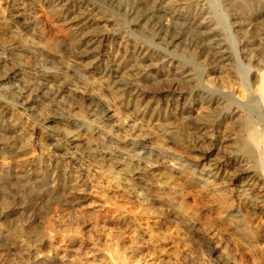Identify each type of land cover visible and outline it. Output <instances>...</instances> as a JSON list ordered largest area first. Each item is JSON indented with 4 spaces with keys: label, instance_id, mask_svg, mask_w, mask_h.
Returning <instances> with one entry per match:
<instances>
[{
    "label": "bare ground",
    "instance_id": "6f19581e",
    "mask_svg": "<svg viewBox=\"0 0 264 264\" xmlns=\"http://www.w3.org/2000/svg\"><path fill=\"white\" fill-rule=\"evenodd\" d=\"M137 1L145 14L136 17L131 25L137 35L127 30L130 28L123 23L120 14L110 9L104 0H29L32 18L23 24L24 31L14 24L21 20V14L16 12L12 21H8L4 3H0V26L11 39L0 43V239L10 234L7 226L10 206L6 200L10 189L18 195L19 190H29L38 202L56 206L66 204L69 211L73 209L79 215L89 213L81 203L93 201L97 209L92 212L115 215L112 217L114 224L125 231L133 229L136 236L130 244L141 242L146 236L150 239L152 232L148 236L125 209L107 203L112 194L106 186L110 182L103 186V174L90 167L101 171L107 167L105 170L109 174H113L110 169L118 170L123 177L115 188L122 191V195L134 199L143 208L165 202L183 227H200L194 214L184 208L185 188L196 183L213 189L219 175L214 168L205 166L198 172L191 171L173 156L170 145L181 141L180 135L186 130L193 131L198 144L217 146L230 161L240 165L241 176L245 179L240 185L244 192L257 195V207L261 205L264 213V0L221 2L233 22L230 29H237L244 45L245 82L235 70L237 65L229 68L225 64L232 61L236 64V61L233 44L225 34L229 18L214 12L221 9L220 0H214L218 3L213 6H200L198 0ZM100 10H107L104 14L109 15V20L99 17ZM184 39L200 49L204 60L210 62L211 76L208 75L205 82L201 81V71L192 67L191 58L155 43L162 41L172 47L175 43H183ZM96 73L101 79L94 77ZM54 88L57 93L54 97L67 94L72 101L99 105L101 114L91 123L66 106L48 115L45 110L53 102ZM29 130L35 131L42 147L46 140L59 152L54 164L60 167L51 174L50 186L45 185L48 179L45 169L48 168H38L39 160L34 156L36 151L32 152L34 143ZM161 168H169L174 180L178 178L182 183L165 180L158 187L170 196L151 197L145 191L146 179H161L162 174L158 173ZM68 173L71 174L69 184L60 186V178L65 179ZM84 194L89 199H83ZM225 209L223 213L227 216H236L234 207ZM70 223L69 220L58 221L49 227L66 231ZM157 225L159 222L155 221L154 226ZM239 225L234 223V229ZM15 231L14 236L19 233ZM124 234L120 233V238ZM263 236L264 219H261L255 230L248 233V238L253 242ZM46 238L55 250L81 244L78 235L69 233L61 237L49 234ZM217 245L212 247L216 259L221 264H236L235 259ZM163 250L157 251L161 259L173 261L172 255ZM1 256L0 264H4ZM122 256L124 259L125 255ZM153 260L148 264H153ZM124 262L120 264H127Z\"/></svg>",
    "mask_w": 264,
    "mask_h": 264
},
{
    "label": "rangeland",
    "instance_id": "374dc122",
    "mask_svg": "<svg viewBox=\"0 0 264 264\" xmlns=\"http://www.w3.org/2000/svg\"><path fill=\"white\" fill-rule=\"evenodd\" d=\"M98 1H102V0H98ZM104 1L108 3L107 6H109L110 9L120 14L121 20L123 21V23L126 22L125 23L126 26L128 25L130 28L127 30L133 31L137 35V32L135 31L134 27L132 28L131 25L133 24L134 19H137L138 17L145 15L143 8L139 6L140 3L137 0H121V1L117 0V2H115L116 0H104ZM118 1H120V3ZM198 1H197L198 4L199 5L201 4L200 6H202V4L207 5V6H210V5L213 6L214 3H218L219 0L217 2L216 1L214 2V0H198ZM224 1L226 0H220L219 2L222 5L224 10H221L222 7L221 9L219 7V9L218 8L215 9L214 12H216L217 15L222 16V17L224 16V18L228 19L229 13L228 11L225 10L226 8H224V4L221 3V2L224 3ZM1 2L4 3L2 5H3V8L5 7L4 9L6 11L5 16L8 21H12L13 16L17 14L18 12L21 14V18H20L21 20L19 22H15L14 24L18 26L19 28L21 27L20 29L24 31L25 29L23 30V27H24L23 24L27 23V21H30L32 18V13H31V10H29L30 8L28 5L29 0H7V1L0 0V3ZM113 2L115 4H113ZM102 11L103 10L99 11L98 14L101 15L99 17L102 18V20H109L108 19L109 15L104 14L105 10L103 12ZM221 11H223L224 13H221ZM106 12L107 10L105 11V13ZM229 19L227 20L228 26L225 28V31H226L225 34L227 36L228 41L231 40L229 42L230 43L232 42L231 44H233V51L235 50L234 56H235L236 64L234 61L230 63L226 62L225 64L229 68H233L232 66L237 65L235 67V70L237 69L240 79L241 80L244 79L243 82H245L246 76H247V62L243 58L244 57V54H243L244 45L242 44V42H240L242 40L239 34L237 33V29L236 30L230 29L231 27L230 25L233 22L231 19L230 20ZM0 27H1L0 28V43L10 41L11 39L10 37H8L9 35L4 31L2 26ZM1 29H3V31ZM235 33H237L239 37ZM182 42L183 43H180V44L175 43L174 45L176 47L172 46L173 48L171 46L169 47V45L166 44V42H164L165 45H162L164 44L162 41H156L155 43H160L162 47L164 46L163 47L164 49H168V50L171 49L170 51H173L174 53L177 52L176 53L177 55H183L184 57L191 58L194 62L192 67L195 70H199L198 72L201 71L200 74L203 75V78L201 76V81L205 82L206 79L211 76V73H210L211 71L209 69L210 67H208L210 62L208 63V60L207 62L204 60V57H202V54H201L202 52L200 51V49L197 50L196 47L193 46V44L189 40L184 39L182 40ZM230 53L233 55L231 51ZM94 77H96V79H101V75L97 73L94 75ZM52 91H53V96H51V98L53 102L49 105L48 108L46 107V110H45V112L48 115L49 114L53 115L58 110H60V108H62L63 106H66L67 108H70L74 112L78 113V115H80L81 118L85 122L91 123L92 121H95V119L97 118L99 114H101L102 107H100L99 105H95V104L91 105L90 102H87V101L79 102V103L76 101H72L69 99L67 94H66L67 96L65 94L64 95L62 94L61 98L59 96H57L56 98L54 97V95L57 94L56 89L54 88ZM123 109L125 110V108ZM185 132H183L180 135L179 140L181 141L177 143H172L170 145L173 156L176 159H178V161L182 162V164H184L191 171L198 172L202 168V166L203 167L205 166L209 168H214L219 175L217 176V179H216L217 182L215 181L213 189H206L196 183H192L193 185L189 184L190 186L187 185L185 188L184 208L190 211L192 214H194L195 219L200 224V227L198 226L189 227V228L183 227L182 223L178 219H176L177 216H175L174 211L170 208H166L167 205L165 204V202L164 203L162 201L161 203L155 202V203L150 204L147 208H143L140 205H138V203H136L134 199H131V198L129 199L125 197L124 195H122L123 194L122 191H119L115 188L116 183H118V181L123 177L121 174H118L120 173L118 170L110 169L113 174H109L105 170V169H108L107 167L104 168L105 173H102L104 172V170L103 171L97 170V169L95 170V168L90 167L92 170L96 172L97 171L101 172L99 173L100 175L103 174L102 175L103 177L101 176V182L103 181L102 182L103 186H105L109 182H110L109 184H111V185L109 184L106 185L107 188L110 187L109 189L111 190L112 192L111 195L113 196L112 197L110 195V199L108 198L107 203L108 204L110 203V206L116 205V206L122 207V209H125V211L129 214V216L131 215L130 217L131 218L133 217L132 219H134V221L138 225L141 224L142 226L141 228L148 236L153 235L154 238L156 239L152 238L153 236H150V239H151L150 240L146 236V238L144 240H141V242L139 241L138 243H135L137 245H135L134 243L133 245L130 244L133 242L132 239L135 238L133 229L132 230L128 229L129 231L128 230L125 231L119 225L114 224L112 222V219L114 218L115 215L111 216L112 214H107L104 212H92L93 209L94 210L97 209L95 208L96 205L92 204L93 201H89V202L84 201L86 203H81L82 206L87 207L86 210L89 209V213L84 212L82 215H79L78 213H75L73 209H71L72 211L71 210L69 211L66 208L67 206L66 204L60 203L59 206L58 205L56 206L54 204L47 203V202H45L46 204L40 203L38 202V199H35L34 195H31L32 192H30L29 190L28 191L19 190V192L22 193L21 195H23L21 196L19 193L20 195L19 196L18 193L10 189L6 197L8 205L10 206L8 208L10 215L7 220V226H8V229L10 230L9 231L10 234L8 235L7 238H5L7 241L4 238L0 239V253H1L0 256L2 255L1 258L3 260V263L10 264L11 262V264H63V263L71 264L72 262V264H75V263L76 264H104L108 261L106 264H120V263H123V261H125L124 263H127V264H130L128 262H131L133 264H148V262H151L154 259L153 261L155 262H153V264H174V263L175 264H221L216 259L214 252H213L214 248H212L214 247L213 245L217 243L218 247L217 246L216 247L219 249L223 248V250L227 254H229V256H232V258L235 259L236 264H264V252H263L264 251L263 250L264 249V236L262 237V239H259L260 241L257 239L255 241V239H253L254 240L253 242L248 238V233L251 234V232L255 230L256 224H258L259 220L264 219V215H263L264 213H263V210H261L262 209L261 205H259L260 207L259 206L257 207V204H258L257 195L254 193L246 192V191L245 193L242 188V185H240L245 180L241 176L240 165L236 164L235 162L233 163V161H230L228 157L225 155L224 150L219 149L217 146L215 147V146H212L211 144H205L202 146V144L200 143L198 144V141L195 139L193 131L190 133L188 132L185 133ZM29 136L33 138L32 140L34 143V144L32 143L33 144L32 152L34 154V152L36 151L34 156H36L37 159L39 160L38 161L39 167L38 165L36 166L38 168L41 167L40 169H43V170L45 167L48 168L47 170L49 172L45 169L46 174L48 176V179L46 180L45 185L50 186L51 185L50 183L53 178L51 174L57 171L56 168L58 169L60 167L54 164L55 162L54 160L59 157V152H57L56 149L52 145H50V142H47L46 140L43 141V147L41 144H38L39 142L37 140V135L35 131L29 130ZM39 149L43 150L45 154ZM22 158L24 157H20V159ZM87 164L89 163L87 162ZM158 173L160 175L162 174L161 179L157 180V179L147 177L146 181L148 182V185L147 187H145L146 188L145 191H148V193L147 192L146 193L151 197L152 196L155 197L158 195L163 198H167L170 196V194L167 191L161 190L158 186L162 184V182H164L165 180L166 181L170 180V181H175V182L178 181L181 183L182 181L178 180V178H176L177 180L176 179L174 180L175 176L169 168H161ZM106 174H109V176ZM70 175L71 174L68 173L64 175L65 179H63L64 177L60 178L59 181L61 185L58 181L59 185L67 186ZM62 182L64 183V185H62ZM111 187L113 188V190L111 189ZM118 192L122 195V197ZM84 198L89 199V197L86 196V194L83 195V199ZM93 200L97 201V199H93ZM38 204L39 206H43V205L45 206L40 208L39 206H37ZM90 204L91 206H88ZM55 206L58 207V209H56ZM228 207H234L236 209L237 211L236 216H233L234 218L236 217L235 219H233L232 216L229 217L225 214L226 213L225 208H228ZM76 214L78 216H76ZM224 215L227 218L224 217ZM67 219L69 220V223L71 219V223L69 224L66 231L65 229H61V228H52V227L50 228L49 227L50 225L57 223L58 221L59 222L68 221ZM222 219H225V220L222 221ZM52 221H54V223H52ZM155 221L159 222V225L156 226L157 228L154 226ZM234 223L240 224L238 229H234L235 228ZM201 225L203 228L201 227ZM15 230L16 231L19 230L18 231L19 233L16 236L13 235L14 234L13 232ZM203 231L204 232L206 231L207 233L206 232L204 233ZM149 232L150 233L152 232V234H150ZM68 233L70 235H78L79 238H81L80 239L81 244L76 243L72 245H65L66 246L64 247L65 249L61 247L62 249L60 248L59 250H55L51 244L49 245V241L46 238L48 237L49 234L50 236L56 235L57 237H61ZM120 233L122 234L125 233L122 236V238H120ZM26 234L29 236L26 237L27 236ZM207 236H209V238ZM39 237L42 239H40ZM122 239H124V241ZM145 240L146 241L148 240L150 242L149 243L145 242ZM155 240H157L158 242L156 241L157 242L156 243ZM151 241L152 242L154 241L153 243L155 244H152ZM6 242L8 243L6 244ZM9 242L11 243V245ZM19 245H22V246H19ZM48 245L50 246V248L48 247ZM68 246L70 247V249H68L69 248ZM121 247L124 248L125 251ZM127 248L130 249V251L128 249L129 252L127 251ZM154 250H156V252L157 251L161 252L163 250L164 252L171 254L172 256L171 255L170 256L173 258L172 260L174 261V263L173 261L169 262V261H165L164 259H161L162 257L159 256L160 254H158V252L156 253ZM67 251L70 252L69 255ZM92 252L94 254H91ZM130 252L132 254H130ZM116 253H117V256H116ZM39 254L40 256H38ZM108 254H110L109 256H112V257H109ZM113 254L115 255V259H114ZM126 254H130V255H126ZM80 255H82V257H80ZM95 255H97L98 257ZM122 255H125L124 259L126 260L123 259ZM70 256L71 258L70 260H68ZM102 256H106L108 257V259L105 260L103 259ZM75 257L77 258L75 259ZM89 257L90 258L92 257L91 260ZM120 257L122 259H120ZM155 257L157 260H155ZM86 258H87L88 263L87 261H83V260H86ZM111 258L113 259V262L115 261V263L112 262ZM96 259L97 260L100 259V261H103V262L102 263L100 261L98 262L96 261Z\"/></svg>",
    "mask_w": 264,
    "mask_h": 264
}]
</instances>
